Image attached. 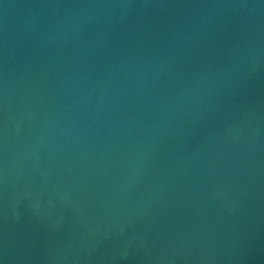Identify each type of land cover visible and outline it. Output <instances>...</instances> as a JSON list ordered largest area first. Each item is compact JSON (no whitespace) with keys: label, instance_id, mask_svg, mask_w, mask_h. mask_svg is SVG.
Wrapping results in <instances>:
<instances>
[{"label":"water","instance_id":"obj_1","mask_svg":"<svg viewBox=\"0 0 264 264\" xmlns=\"http://www.w3.org/2000/svg\"><path fill=\"white\" fill-rule=\"evenodd\" d=\"M0 264H264V0H0Z\"/></svg>","mask_w":264,"mask_h":264}]
</instances>
